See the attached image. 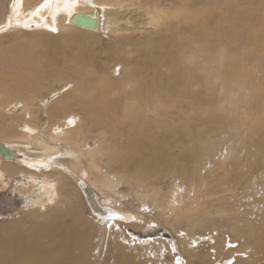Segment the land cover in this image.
<instances>
[{"label":"bare ground","instance_id":"bare-ground-1","mask_svg":"<svg viewBox=\"0 0 264 264\" xmlns=\"http://www.w3.org/2000/svg\"><path fill=\"white\" fill-rule=\"evenodd\" d=\"M40 1L14 0L0 30L59 29L65 18L76 29L67 39L75 45L99 32L114 39L104 49L98 37L97 50L89 40L88 50L73 57L57 49L50 64L23 47L20 56H0V68L10 67L0 81L7 79L21 96L0 100V115L23 116L12 139L0 138V158H9L0 165V186L21 174L17 188L27 206L51 207L27 228L21 221L0 224V264H128L127 248L112 230L139 219L111 199L132 181L141 188L138 197L163 214L184 215L185 204L205 216L228 217L232 230L244 232V245L251 239L245 264H264V0H47L38 7ZM57 62L61 69L52 65ZM64 78L75 82L69 92L55 90L36 103L34 90ZM64 112L61 123L39 124L42 114ZM91 133L102 136L98 147L84 145ZM80 173L77 184L101 218L97 224L80 211L65 182ZM157 182L174 188L168 201L145 192ZM99 186L109 196L96 192ZM180 244L200 257L198 245ZM201 259L208 260L206 254ZM205 264L235 261L230 255Z\"/></svg>","mask_w":264,"mask_h":264},{"label":"rangeland","instance_id":"rangeland-1","mask_svg":"<svg viewBox=\"0 0 264 264\" xmlns=\"http://www.w3.org/2000/svg\"><path fill=\"white\" fill-rule=\"evenodd\" d=\"M45 1L47 0L40 1L39 5L37 6L39 7ZM107 1L109 3L112 2L113 5L116 0ZM13 4L14 0L5 1L3 10L4 12L0 16V23L9 17ZM112 10L115 11V7H113ZM48 31H32V29L26 30L25 28H22V25H13L5 31L0 30V56L6 58L20 56L19 53L23 47L30 57L34 55L36 56L35 60L40 61L39 58L44 59L45 64H50L49 62H51L50 60L54 58V54L57 53L55 50L57 49H67L66 52H70L71 50L70 55L67 57H73L75 55L72 54H74L76 51L88 50L89 40H93L90 46L91 50H97L98 37L100 46L104 49L107 48L111 40L113 41L114 39V34L112 33L104 32L101 34L102 32H99L98 35H95L93 39H89V35L86 38L77 39L80 41L77 42V45H75V41L69 42L67 39L71 38V33H75L76 29L66 25L65 18L61 22V27H59V29L56 28ZM52 65L58 69H61L64 64H59L57 62L56 64ZM8 68H0V79L9 74ZM118 68L119 66H116L115 70L120 77L121 73ZM112 71L113 67L110 69V73H115ZM0 83H3L7 86L3 89L0 88V100H3L4 104H8L10 102L9 100H14V96H16L18 99H21V96L14 93L15 87L12 86L7 79L6 81H0ZM74 84V80L66 78H64V80L59 79V81H50L47 84H42L38 87L37 91L34 90L33 92H38L39 94V100H37L36 103H42L40 97H44L55 90H57V92L59 91L60 93L64 91L62 95H65L67 92H69V90H71ZM51 96H49L50 99H52ZM67 113L68 112L56 113L53 116L42 114L40 115L39 124H43L47 121H51V123H61L65 119V115ZM77 118H79L80 121V117H78V115ZM22 121V115L14 118H7L3 117L1 114L0 138L3 139L10 136L8 139H12L15 135L14 133H16L15 131L19 129L18 125L21 124ZM48 122L46 123V126H48ZM101 138L102 136L91 133L86 139V144L84 145L87 147H98L100 145L99 143L101 142ZM5 159L9 158H0V165L7 164ZM85 168L88 170L87 167ZM128 169L132 170V168ZM158 173L162 176L163 172ZM20 175H15L18 176L17 178L9 177L6 187L0 186L1 225L6 223L11 225L16 222H22L21 224L25 225L27 228L36 221H42L44 217L49 212H51V207L41 208L39 206H27V196L25 195L24 191H20L17 188V185L21 183L23 178V176ZM39 175L41 176L43 173ZM81 175V173L78 174L77 178H74L71 175H66L65 182L69 184L71 191L70 196L72 200L79 203L80 211L86 215V217L90 218L93 223L97 224L101 221V218H98L96 213L89 207L83 192L77 184V182H79L81 179ZM156 176H158V174H156ZM56 177H61V175L56 173ZM152 179L154 180L155 176ZM153 186H150V184L146 185L144 187L146 188L145 192L156 191L162 195H165V202L171 198L170 195L173 194L174 188L164 186L163 183L159 182ZM98 190H96V192H100L103 198L109 196V194L105 195V193H108V191L101 186H99ZM139 190H141V188H139L134 183V181H132L131 184L125 182L120 185V192L118 191V193L113 195L111 199L113 205L117 206L118 208L134 212L139 219L138 222H121L118 226L119 230L116 228H113L112 230L115 241L123 243V245L127 248V250L125 249V257L128 256L129 258L128 264H193L191 260H193L195 264H205V262L210 263L211 261H214L216 257L221 259L224 256L227 257L230 255H233L235 264L246 263L244 258H247L250 254L249 244L251 239H248L246 241L247 244L244 245V232L232 230L230 227L232 222L228 219V217L219 215L217 212L212 211L210 212L209 216H205L200 211V209L197 210L196 207H193L192 209H195V211H191V208H188L185 204L182 205L181 210L182 213H185L184 215H178L176 212L167 211V213L165 212L163 214L161 213V209L153 205L150 200L138 197L137 193ZM186 191L187 190L183 188V193ZM51 205L57 206L58 202L48 204V206ZM195 222L199 223L195 225ZM214 224L217 225L218 229H213ZM188 230L189 235L184 236L183 233L186 231L188 232ZM168 234L173 237L168 239ZM201 235H205V239H200L201 241H194L191 239L194 236ZM210 236H214L213 238H216V241L214 242V239L212 238L213 242H209L207 237ZM182 240L185 241V244L190 243L191 246H195V244L198 245L196 250L200 257L195 258L189 250L186 251L180 244ZM217 241L220 243L219 245H216ZM190 249H193V247ZM203 254H206V258L208 260L201 259Z\"/></svg>","mask_w":264,"mask_h":264},{"label":"water","instance_id":"water-1","mask_svg":"<svg viewBox=\"0 0 264 264\" xmlns=\"http://www.w3.org/2000/svg\"><path fill=\"white\" fill-rule=\"evenodd\" d=\"M78 23L84 25L83 23H87V22H85V21H84V22H81V21L79 22V21H78ZM88 24H90V26H93L91 23H88ZM84 26H85V25H84ZM2 149H3L4 152L6 151V152L13 153V151L10 150L7 146H4V145H3V146H2ZM96 203H97V202H96Z\"/></svg>","mask_w":264,"mask_h":264}]
</instances>
